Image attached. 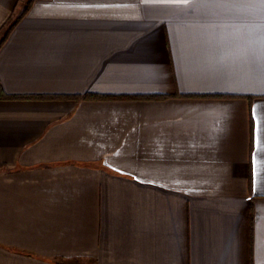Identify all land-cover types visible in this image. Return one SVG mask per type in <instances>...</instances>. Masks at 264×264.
<instances>
[{"label":"crops","instance_id":"1","mask_svg":"<svg viewBox=\"0 0 264 264\" xmlns=\"http://www.w3.org/2000/svg\"><path fill=\"white\" fill-rule=\"evenodd\" d=\"M0 87V264H264L259 0H31Z\"/></svg>","mask_w":264,"mask_h":264},{"label":"trees","instance_id":"2","mask_svg":"<svg viewBox=\"0 0 264 264\" xmlns=\"http://www.w3.org/2000/svg\"><path fill=\"white\" fill-rule=\"evenodd\" d=\"M30 1H27L26 4L20 9L19 12H15L13 13V15H11L7 21L5 22V24L3 25V29H2V33L0 36V45L7 39L9 33L11 32V30L14 28V26L21 20V18L24 16V14L26 13ZM18 3H22V0H18ZM0 97H6V98H22L24 96H9L6 95L4 93H2L1 91V87H0ZM112 98L114 96H101V95H96V94H92V93H86L83 95H76L74 96L75 99H94V98ZM153 96H135L134 98H152ZM251 219H252V214H251Z\"/></svg>","mask_w":264,"mask_h":264},{"label":"snow or ice","instance_id":"3","mask_svg":"<svg viewBox=\"0 0 264 264\" xmlns=\"http://www.w3.org/2000/svg\"><path fill=\"white\" fill-rule=\"evenodd\" d=\"M168 2L181 4V3H187L188 0H168ZM259 3L261 5H264V0H259ZM261 128L264 129V123H262ZM262 139H264V138H262Z\"/></svg>","mask_w":264,"mask_h":264}]
</instances>
